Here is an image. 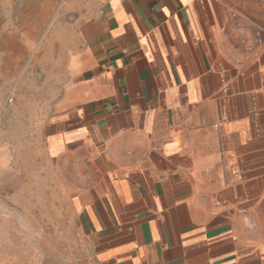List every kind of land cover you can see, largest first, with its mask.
Segmentation results:
<instances>
[{"label":"crops","instance_id":"obj_1","mask_svg":"<svg viewBox=\"0 0 264 264\" xmlns=\"http://www.w3.org/2000/svg\"><path fill=\"white\" fill-rule=\"evenodd\" d=\"M58 3L73 44L16 109L4 24ZM0 23V248L27 198L59 214L33 264H264V0H0Z\"/></svg>","mask_w":264,"mask_h":264},{"label":"rangeland","instance_id":"obj_2","mask_svg":"<svg viewBox=\"0 0 264 264\" xmlns=\"http://www.w3.org/2000/svg\"><path fill=\"white\" fill-rule=\"evenodd\" d=\"M66 6L63 3L53 6V14L47 20L35 22L29 16L19 18L15 13L10 14L9 21L4 24V27L9 30V39L13 50L17 46L26 51L25 55L17 57L21 65L13 72L14 88L8 95V103L14 99L16 109L26 106L23 102L27 100L25 97V91L29 89L27 87L36 89L41 84L40 78L45 77L52 80L53 77L60 75V70L53 67L52 59L58 57V54L54 53L60 51L61 46L66 49L73 44L70 32H68L73 23L71 18L65 15ZM1 27L2 23H0V48L3 47ZM20 201L22 224L27 229H23L21 232L17 231L16 235L4 233L9 239V246L0 248V254L6 259H10V264H33L30 257V251L33 248L31 239L35 235H47L48 222L45 221L46 218L51 215L56 219L59 214H45L42 211L36 213L31 208L33 207L31 199L21 198ZM36 201L41 205H44L45 202L43 198H37ZM21 238L23 239L21 240ZM23 244H27L28 247L21 246Z\"/></svg>","mask_w":264,"mask_h":264}]
</instances>
